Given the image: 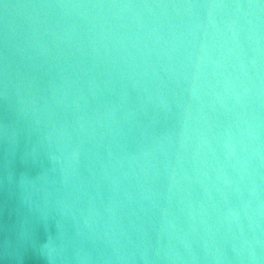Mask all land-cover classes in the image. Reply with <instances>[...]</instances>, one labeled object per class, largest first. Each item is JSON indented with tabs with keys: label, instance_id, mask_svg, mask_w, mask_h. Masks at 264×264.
Segmentation results:
<instances>
[{
	"label": "water",
	"instance_id": "1",
	"mask_svg": "<svg viewBox=\"0 0 264 264\" xmlns=\"http://www.w3.org/2000/svg\"><path fill=\"white\" fill-rule=\"evenodd\" d=\"M0 264H264V0H0Z\"/></svg>",
	"mask_w": 264,
	"mask_h": 264
}]
</instances>
